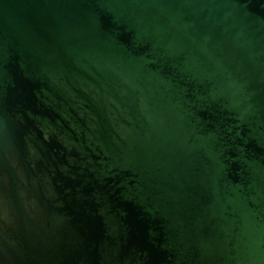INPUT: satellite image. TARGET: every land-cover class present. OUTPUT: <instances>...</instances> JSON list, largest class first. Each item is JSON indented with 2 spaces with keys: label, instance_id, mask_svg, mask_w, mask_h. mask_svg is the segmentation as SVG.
Returning <instances> with one entry per match:
<instances>
[{
  "label": "water",
  "instance_id": "water-1",
  "mask_svg": "<svg viewBox=\"0 0 264 264\" xmlns=\"http://www.w3.org/2000/svg\"><path fill=\"white\" fill-rule=\"evenodd\" d=\"M0 264H264V0H0Z\"/></svg>",
  "mask_w": 264,
  "mask_h": 264
}]
</instances>
